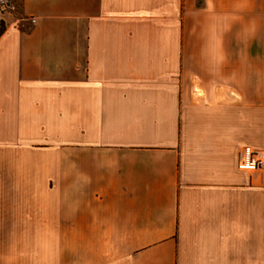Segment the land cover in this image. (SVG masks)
<instances>
[{
    "label": "crops",
    "instance_id": "1",
    "mask_svg": "<svg viewBox=\"0 0 264 264\" xmlns=\"http://www.w3.org/2000/svg\"><path fill=\"white\" fill-rule=\"evenodd\" d=\"M17 5L0 264H264V0Z\"/></svg>",
    "mask_w": 264,
    "mask_h": 264
},
{
    "label": "built area",
    "instance_id": "2",
    "mask_svg": "<svg viewBox=\"0 0 264 264\" xmlns=\"http://www.w3.org/2000/svg\"><path fill=\"white\" fill-rule=\"evenodd\" d=\"M0 10L14 14L16 11L15 0H0ZM32 23L35 20H31ZM237 168L243 172H256L264 170V150H256L252 147H242L237 153Z\"/></svg>",
    "mask_w": 264,
    "mask_h": 264
},
{
    "label": "rangeland",
    "instance_id": "3",
    "mask_svg": "<svg viewBox=\"0 0 264 264\" xmlns=\"http://www.w3.org/2000/svg\"><path fill=\"white\" fill-rule=\"evenodd\" d=\"M15 3H16V11H15V13H16V12H17V8H18L17 0H15ZM8 13H9V12H7V11H1V10H0V28H1V29L4 28V22H3L2 18L4 17L5 14H8ZM15 13H14V14H15Z\"/></svg>",
    "mask_w": 264,
    "mask_h": 264
},
{
    "label": "trees",
    "instance_id": "4",
    "mask_svg": "<svg viewBox=\"0 0 264 264\" xmlns=\"http://www.w3.org/2000/svg\"><path fill=\"white\" fill-rule=\"evenodd\" d=\"M3 29L0 28V33L2 32Z\"/></svg>",
    "mask_w": 264,
    "mask_h": 264
}]
</instances>
